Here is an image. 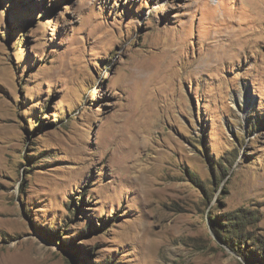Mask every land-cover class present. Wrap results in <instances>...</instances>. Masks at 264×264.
Masks as SVG:
<instances>
[{"label":"rangeland","instance_id":"374dc122","mask_svg":"<svg viewBox=\"0 0 264 264\" xmlns=\"http://www.w3.org/2000/svg\"><path fill=\"white\" fill-rule=\"evenodd\" d=\"M0 264H264V0H0Z\"/></svg>","mask_w":264,"mask_h":264}]
</instances>
